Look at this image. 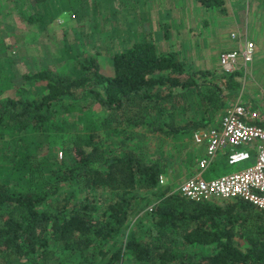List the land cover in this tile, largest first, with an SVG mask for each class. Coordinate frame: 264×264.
I'll return each instance as SVG.
<instances>
[{"label": "trees", "instance_id": "trees-1", "mask_svg": "<svg viewBox=\"0 0 264 264\" xmlns=\"http://www.w3.org/2000/svg\"><path fill=\"white\" fill-rule=\"evenodd\" d=\"M197 2L226 11L224 0ZM76 53L70 73L26 72L23 82L41 89L21 84L0 96V138L10 129L40 138L21 161L15 152L0 157L10 165L0 174V264H264V208L241 198L189 200L159 181L169 161L153 149L214 124L244 67L195 69L152 38L114 51L110 73L96 56ZM92 101L106 111L100 129L84 127L57 158L47 137L71 127L62 110L84 112ZM5 143L20 148L12 136ZM74 187L111 195L78 197Z\"/></svg>", "mask_w": 264, "mask_h": 264}, {"label": "rangeland", "instance_id": "rangeland-1", "mask_svg": "<svg viewBox=\"0 0 264 264\" xmlns=\"http://www.w3.org/2000/svg\"><path fill=\"white\" fill-rule=\"evenodd\" d=\"M105 0H0V96L4 97L14 92L16 85L29 88L30 92L34 89L42 88L38 85L23 82L21 75L26 72L41 68H49L59 73H70L72 60L76 52L81 55H94L98 58L101 70L105 73L112 71L111 56L114 51L127 47L130 43L140 39L152 38L160 50H175L180 57L192 68H204L217 71L220 68L219 52L223 50L225 40L232 38V33L236 36L232 39L239 40L243 35V27L248 25L249 38L257 41L259 49V58L264 63V0H224L225 12L214 9L212 12L213 24L209 21V11L203 9V27L202 34L198 27V7L197 0H151L147 7H138L136 15L140 20L144 13L151 14L149 22L152 27L149 34H143L137 30L134 34L128 35L129 39H121L127 34L114 33L115 15L113 1L110 3ZM107 3V4H105ZM163 3L170 12L160 10ZM161 4V5H160ZM56 5L58 9L55 10ZM109 5H112L109 7ZM36 7L42 13H35ZM109 7L107 10L104 8ZM50 8V11L49 10ZM149 8V11H148ZM51 14V19L44 22L45 18ZM74 14V15H72ZM107 14V15H105ZM189 14L190 22L185 24L184 19ZM32 15V17H30ZM139 15V17H138ZM166 15V16H165ZM255 16V18H254ZM261 19L257 21V17ZM134 19L135 17H130ZM169 18L170 21L181 23L162 24L163 19ZM87 31V32H85ZM147 28L145 29V33ZM197 33V34H196ZM246 35H248L246 33ZM199 38V39H198ZM241 40V39H240ZM75 52V53H74ZM76 53V54H77ZM260 62V61H259ZM262 67V65L260 64ZM258 71V69H257ZM264 75V74H262ZM264 80V77L262 78ZM261 79L259 81L262 82ZM241 81L245 80L241 77ZM247 90L249 86L245 87ZM241 90H243L241 88ZM241 90L235 92L229 102L236 99ZM30 95V94H29ZM220 114L216 112L215 118ZM70 122L68 129L63 132L50 133L47 139L51 142L52 154L60 158L64 152L63 146L70 145L76 134H80L83 128L90 126L89 131L100 129L101 121L106 115V111L98 103L92 101L87 105L84 112L78 108H67L62 110L59 115ZM59 117V118H60ZM14 130H7L0 138V144L6 138L12 136L20 148L18 151H12L6 148L13 147V143H5V149L0 148V157L5 154L15 152L14 155L18 161L23 159V149L27 151L35 147L34 140H40L37 134L22 140ZM162 143L160 151L167 155L169 165L167 174L163 183L169 182L175 190L178 183L185 177L192 174L195 170V162L200 155L199 146L194 142L193 136L183 141L176 140V144L170 140H160ZM156 146L157 141L151 142ZM47 146L46 143H43ZM42 146V144H41ZM162 146V148H161ZM43 147V146H42ZM46 151V148L43 149ZM25 155V154H24ZM47 155H49L47 153ZM49 157V156H48ZM50 159V157H49ZM55 158L50 159V161ZM245 161V162H244ZM251 159L242 160L233 164H227L222 160H215L212 168L205 170L203 176L212 178L222 173L237 170L251 164ZM45 162V161H44ZM42 173L48 170L47 162ZM238 163V164H237ZM10 165L0 159V174L8 173ZM72 194L78 197L85 195L98 197H109L111 194L104 189L81 190L80 187H74ZM226 198L216 199L215 201H225ZM153 201L147 203L144 207L147 209ZM143 207V208H144ZM134 220L131 221V224ZM139 226H147L148 222H137ZM137 229L139 227H136ZM75 261L77 258H73ZM125 264H130L126 259Z\"/></svg>", "mask_w": 264, "mask_h": 264}, {"label": "built area", "instance_id": "built-area-1", "mask_svg": "<svg viewBox=\"0 0 264 264\" xmlns=\"http://www.w3.org/2000/svg\"><path fill=\"white\" fill-rule=\"evenodd\" d=\"M232 36L236 34L232 33ZM254 48V42L244 37L240 50L220 52L222 70L231 72L238 67L246 68L253 59ZM259 115V110L246 107L238 98L225 107L216 125L195 130L193 140L204 142L205 151L196 160L195 171L182 179L175 190L194 201L241 198L264 208V126L247 121ZM219 156H225L228 164L253 159L243 168L212 178L203 176ZM164 180L165 176L160 173L159 181Z\"/></svg>", "mask_w": 264, "mask_h": 264}, {"label": "crops", "instance_id": "crops-1", "mask_svg": "<svg viewBox=\"0 0 264 264\" xmlns=\"http://www.w3.org/2000/svg\"><path fill=\"white\" fill-rule=\"evenodd\" d=\"M111 1H113V8H115V21L112 23L114 24V33H118V34H127V36L125 37H121V39H129L128 35H132L135 33V31L139 30L141 31L143 34H149V30L152 27L151 23L149 22L150 16L151 14H147L144 13L141 17L140 20H137L136 15L138 13V7H147L148 4H150L151 0H109L107 2V0H105L104 2L110 3ZM165 2V0H163ZM168 2V4L170 3L168 0L166 1ZM105 3V4H107ZM162 4V7H164L166 9V6ZM160 4V5H161ZM199 5L198 7V27H196V31L198 32L199 29L200 31L202 30L203 27V23H204V17H203V8L202 6L197 3ZM170 5V4H169ZM112 5H109V7ZM109 7L104 8V10H107ZM39 10L38 7H36V11ZM160 10L168 12L167 15L169 14V10L170 8L164 10L162 8H160ZM149 11V8H148ZM210 22L213 24L212 21V16H214L215 14L210 11ZM107 15V14H105ZM166 16V15H165ZM130 17H135L134 19H131ZM139 17V15H138ZM255 18V16H254ZM182 19H184L183 21H185V24H188V22H190V18H189V14H187L185 17H182ZM261 19V16L257 17V21H259ZM182 23V22H181ZM181 23H177L176 22H172L169 20V18H167L166 20L163 19L162 24H181ZM262 28H264V24L261 25ZM147 28V32L145 33V29ZM243 35H241L239 40L232 39L235 36H232V38H230V40H225V45L223 46V51H227V50H240L243 46V39L244 37L249 38V31H248V25L243 27ZM87 32V31H85ZM246 33L248 35H246ZM197 34V33H196ZM200 34H202V31L200 32ZM199 39V38H198ZM250 39V38H249ZM254 44H255V48H254V56L252 61L247 64L246 66V70L243 68L242 69V78H244V81H241V86L239 91L241 90V88L243 90H241V92L239 93L238 97L236 99H234L233 101L229 102V99L227 101V103L224 105V107L220 110V114L218 115L217 118H215L214 124L211 123L205 127L199 128V129H205L208 128L209 126L212 125H216L218 123V120L223 112V110L225 109V107L229 104L234 103L238 98L241 99V101L243 102V104L252 109V110H259L260 111V115L259 117L253 119H247L248 122H253V123H257L259 125L264 126V107H263V100H264V80H262V78L264 77V63L261 60V58H259V49H257V41L252 38L251 39ZM222 52V51H221ZM260 61V62H259ZM260 64L262 65V67L260 66ZM243 67V66H242ZM258 69V71H257ZM259 79L262 80L259 81ZM249 86L248 90L245 88L246 86ZM198 130V129H197ZM199 146V152L200 155L197 157V159L199 157H201L204 154L205 151V143L204 142H199L196 143ZM253 159V158H251ZM217 160H222V162L227 163L225 156H221L218 157ZM196 163V162H195ZM228 164V163H227ZM212 168V165L211 167ZM209 168V169H210ZM195 170V168H194ZM230 172V171H229ZM231 199V198H230Z\"/></svg>", "mask_w": 264, "mask_h": 264}, {"label": "bare ground", "instance_id": "bare-ground-1", "mask_svg": "<svg viewBox=\"0 0 264 264\" xmlns=\"http://www.w3.org/2000/svg\"><path fill=\"white\" fill-rule=\"evenodd\" d=\"M243 101V100H242ZM219 157H221V156H219ZM245 162V161H244ZM238 164V163H237ZM190 200V199H189Z\"/></svg>", "mask_w": 264, "mask_h": 264}]
</instances>
